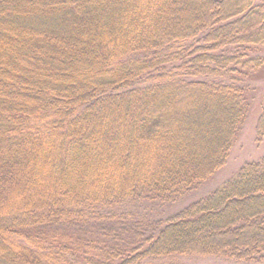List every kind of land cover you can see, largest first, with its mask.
<instances>
[{
	"label": "trees",
	"instance_id": "1",
	"mask_svg": "<svg viewBox=\"0 0 264 264\" xmlns=\"http://www.w3.org/2000/svg\"><path fill=\"white\" fill-rule=\"evenodd\" d=\"M260 45L254 0H0V264L264 261V152L151 215L225 164Z\"/></svg>",
	"mask_w": 264,
	"mask_h": 264
},
{
	"label": "rangeland",
	"instance_id": "2",
	"mask_svg": "<svg viewBox=\"0 0 264 264\" xmlns=\"http://www.w3.org/2000/svg\"><path fill=\"white\" fill-rule=\"evenodd\" d=\"M257 4H264V0H254ZM252 55L264 56V45L259 46ZM245 86V92L248 97L249 109L241 122L238 134L229 150L226 162L222 167L214 172L207 181L203 183L195 192L190 193L179 203L165 205L163 207L153 206V218H166L169 215L178 212L186 205L195 201L202 195L212 191L223 181L233 175L245 162L254 161L261 157L264 152V135L260 141H257L256 125L261 110L264 107V64L254 72H250L248 77L242 81ZM264 133V132H263ZM150 214V213H149ZM182 264H239L228 260H219L215 258H204L195 256H178L175 258ZM244 264V263H242ZM250 264H264V261Z\"/></svg>",
	"mask_w": 264,
	"mask_h": 264
}]
</instances>
